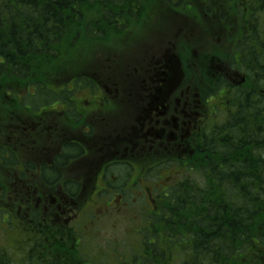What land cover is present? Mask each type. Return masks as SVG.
<instances>
[{
    "label": "flooded vegetation",
    "instance_id": "obj_1",
    "mask_svg": "<svg viewBox=\"0 0 264 264\" xmlns=\"http://www.w3.org/2000/svg\"><path fill=\"white\" fill-rule=\"evenodd\" d=\"M165 1L169 0H160ZM189 3L192 7L171 8L174 11L169 15L176 18L173 22L176 28H161L157 11L142 0L133 11L135 22L125 16L124 29L119 24L109 38L92 42L98 47L103 44L110 47L106 46L109 50L97 58L100 60L79 67L73 79L63 81L68 75L52 79L56 82L51 86L54 94L64 95L72 90H76V95L82 94L73 102L71 92V97L56 102V110H52L54 106H46L44 115L33 110L31 126H44L52 135L45 143L48 148L42 151L38 150L42 143L36 137L32 139L30 164L39 181L29 191L37 200L33 209L40 206L41 210L32 211L34 215L29 216V222H37L36 214L45 215L40 224L51 222V227L65 233L79 232L83 223L95 227L100 219L114 214L117 216L106 222H175L174 217L169 219L168 211L163 212L165 199L169 200L166 190L170 194L179 187L175 176L180 170H172L173 167L180 169L185 163L187 166L199 161L197 152L201 145L208 162L207 153L219 143L216 139L222 135L221 140L226 142L229 133L224 126L234 114L229 99L234 90L244 88L247 80L237 65L228 60L231 54H237L238 43L233 37L220 38L223 51L216 48L212 55L197 54L193 42L189 45L196 32L195 23L191 26L188 17L201 23L202 15L205 21L210 20L209 11L199 8L194 11L195 3ZM205 4L199 6L207 9ZM187 23L191 28L184 33V42L172 41V36L187 28L184 26ZM102 30L105 32L102 35L107 36ZM240 75H245V80ZM67 82H71L68 87ZM211 94L226 101L219 112L218 105L211 104ZM34 115L37 116L33 118ZM45 119L47 122L43 124ZM76 162H79L74 177L77 188L64 187L63 182L48 187L42 181L44 166L60 168L62 178L72 181L66 178L64 169ZM169 162L175 164L171 166ZM161 163L169 164L162 175L170 176H159L156 182L160 187L152 188L157 190L154 194L147 187L153 185L148 169ZM163 185L169 186L165 192L159 191ZM148 191L155 199L151 195L146 197ZM78 193L84 198L74 202L71 196ZM150 202L153 209L148 208ZM151 212L156 215L154 218ZM29 213L30 209L26 214ZM59 234L53 229L52 238Z\"/></svg>",
    "mask_w": 264,
    "mask_h": 264
},
{
    "label": "trees",
    "instance_id": "obj_2",
    "mask_svg": "<svg viewBox=\"0 0 264 264\" xmlns=\"http://www.w3.org/2000/svg\"><path fill=\"white\" fill-rule=\"evenodd\" d=\"M141 1L0 0V88L14 82L21 88L24 85L25 89L33 79L50 82L61 71L66 76L68 73L60 69L65 57V67L75 65L68 55L70 49L83 42L109 38L119 29V24L125 28L122 25L125 16L135 22L133 11ZM206 1L211 3L210 7L201 8L199 3L204 5ZM188 2L195 3L196 11L205 9L222 19L227 17L221 8L213 7L217 3L211 0ZM219 2L227 6L243 27L237 54H231L228 60L247 77L244 88L234 90L229 99L234 113L224 126L229 137L226 142L221 140L222 135L216 139L219 143L207 153L208 162L203 145L197 152L199 161L196 163L202 171H194L204 178L206 187L192 183L180 190L183 187L179 185L168 194L171 198L165 199V213L168 211L175 222H144L145 229L139 231L140 240L138 233L123 256L116 252L119 245L108 250L110 264H264V0ZM187 6L192 7V4ZM99 26L107 36L102 35L105 32ZM38 85V93L44 97L42 104L47 103L50 98L47 99L46 94L52 91L51 85L44 82ZM12 96L18 100V94ZM223 102L226 103L224 99ZM21 104H30V107L34 102L23 99ZM12 161L13 156L0 149V163L12 167ZM27 167L35 169L32 164ZM41 172L44 174L41 179L48 187L63 183L64 187H72L71 181L62 178L60 168L44 166ZM73 186L77 188L76 183ZM71 197L74 202L79 197L84 198L79 193ZM172 208L180 210V214H173ZM153 214L151 212L152 218L156 216ZM27 218L29 215L24 214L23 229L28 234L26 239L32 243L30 255L36 251L39 261L36 264H42L40 261L44 264H106L89 252L81 231H58L51 227V222L34 226ZM51 228L60 234L48 237ZM136 230L131 228L126 232L119 239L123 241L121 244ZM46 238L49 241L45 243ZM101 258H107V253ZM12 262L8 250L1 248L0 264Z\"/></svg>",
    "mask_w": 264,
    "mask_h": 264
},
{
    "label": "rangeland",
    "instance_id": "obj_3",
    "mask_svg": "<svg viewBox=\"0 0 264 264\" xmlns=\"http://www.w3.org/2000/svg\"><path fill=\"white\" fill-rule=\"evenodd\" d=\"M155 1V2H154ZM213 3H217L213 7H219L221 8V11L226 13V18H221L220 15L209 12L210 20L205 21L203 15H202V23L199 20L192 19L193 17H188L190 21H187L188 23L192 24L195 23V32L196 35L193 38V40L189 43V45L193 42L192 48L195 49L196 53H203V54H209L212 55L216 48L219 49V51H223V47H220L219 39L222 35H219L217 38L212 37L210 34V27H215V29L220 28L223 29H230L235 26H237V19L235 18V15L232 14L228 9L226 5H223L219 2V0H211ZM188 4V0H169L165 1L163 3L160 2V0H147V5L150 7L152 11H157V14L161 20L162 24H159V27L163 28H176L177 26L173 24V22L176 21V18L173 15H169V13L174 10L171 8L181 9L186 7ZM163 5V6H162ZM206 7H210L211 3L207 2ZM222 5V7L220 6ZM162 6V7H161ZM212 7V8H213ZM141 11V10H140ZM195 11V10H194ZM184 12V11H181ZM143 13V12H140ZM146 13V12H144ZM180 15V14H177ZM141 16V15H140ZM216 17V19L214 18ZM151 19V18H149ZM212 20V22H211ZM151 21L152 24V20ZM165 22L167 24H165ZM171 22V23H168ZM185 24L187 28L180 30L179 32H176L172 36V41H177L178 43L184 42V33H187L191 26L189 24ZM150 25V24H149ZM147 24V27L149 26ZM176 31V30H174ZM212 31V29H211ZM161 32H163L161 30ZM178 33L180 36L178 37ZM147 40L144 39V41ZM195 40V42H194ZM188 45V46H189ZM107 45H104L102 47H98L92 42H83L78 44L77 46L70 49L68 55L70 58H72L73 65L71 68L68 67L69 65L66 64V67L64 66L67 56L65 57V60L63 62V65L60 69L67 72L68 78L62 79L64 80H70L73 79L74 74L77 72L78 68L83 65H89V63L94 62L99 56L102 54L107 53L109 48H106ZM198 68V67H196ZM195 68V69H196ZM63 71L59 73V76L63 77ZM43 76V75H41ZM58 76V75H56ZM41 82H44L46 85L50 86L55 84L56 82H52V80L42 81V80H34L32 81L31 85H29L27 88L24 89L20 86H16L14 82L6 83L3 87L0 88V149L5 151H12L14 155H16L20 160V165H14L12 167H9L7 165L0 163V196L3 198H0V247L4 249V251L9 252V255L12 256L13 264H36L38 261L36 251L30 255V251H32V246L30 247L31 241L28 238L27 231L24 230L23 226V216L27 213L28 209H30V218L33 216V212H38L39 207H35L34 205L36 203V199L34 198V195L29 191V186L34 181H39L37 178V175H34L35 173L31 171H22L19 173L18 169L26 165V160L32 156V150H33V141L32 139L36 137L42 145L38 150L42 151L44 147L48 148V145L45 144L49 141L50 133L48 130L44 128V126L39 125H32V114L33 110L37 113V115H44L45 111L43 110L46 106H54L52 110H56V102L62 99V101H65V99L71 97V92L73 93V102L78 99L77 97H81L82 94L79 92L76 95V90L69 91L67 94L64 95H56L53 93V91L46 94V98L49 99L47 103L44 101L45 105L42 104L41 99L43 98L41 95L38 96V98L34 101V105L30 106V104H21V101L23 102V99H25L27 102H29L28 97H23L22 95H30L32 88L37 87V85ZM71 82H67L66 86H70ZM58 86V85H56ZM62 86V85H61ZM59 89V86H58ZM57 89V90H58ZM22 90L21 92H18ZM56 90V91H57ZM18 94V100H16V97H13L12 94ZM31 96V95H30ZM214 94H211V97L213 98V101L211 104L213 105V102L215 105H218L217 112H219V109L222 108L223 101L218 102V96ZM31 101V99H30ZM208 107V110H210L209 105H206ZM58 107V106H57ZM205 110V109H204ZM37 115H34L33 118ZM47 122V119H45V124ZM80 124V122H78ZM31 126V127H30ZM34 126L38 127L36 130H34ZM31 129V130H30ZM32 135V138H31ZM34 135V136H33ZM55 137V136H54ZM31 155V156H30ZM76 155V154H75ZM6 157V156H5ZM14 162V158L12 163ZM171 166H173L175 163L169 162ZM79 162L76 163H70L65 169L64 172L66 174V178H70L71 186H73L77 181L74 179L76 177V170L78 169ZM169 167L168 163H161L157 166L153 165V167H149L148 171L150 174V180L153 182V185H147L149 189L155 194L157 190H153V187H157L160 183H157V179L161 175L162 177H169L170 175L167 173L164 174ZM189 167L192 171H189ZM199 170L202 171V169H199V164L197 163H189L186 166H183L179 169V167L174 166L172 170H180L178 176H175V183L179 184L183 188L185 186H190L192 183L194 184H200L201 187H206L207 184L204 181V178L201 175H196L195 171L193 170ZM78 171V170H77ZM24 174V175H23ZM23 176V178H22ZM174 185L170 184L169 186ZM168 185H163L159 191L165 192V189L169 187ZM158 186L157 188H159ZM151 191H148L150 194H148L146 197L149 198L151 195L153 197V193ZM166 193L169 194L168 190H166ZM181 196L180 194H178ZM183 197V196H182ZM171 198V195H169V198ZM185 199V198H184ZM188 199V198H187ZM6 202V203H5ZM155 203V201H153ZM171 203V202H170ZM84 206V205H83ZM81 205V208L83 207ZM149 209H153V204L148 206ZM173 210V211H172ZM171 212L173 214H180V210H175L172 208ZM164 210L163 212H165ZM158 212V211H156ZM162 212V213H163ZM144 213V212H143ZM14 216V218H12ZM117 214L111 215V218H115ZM36 220L37 222L34 224V226H37L40 224V222L45 218L44 215H38L36 214ZM68 217V214L65 216ZM69 217H73L70 216ZM169 219H173L171 215H169ZM111 218L104 217L103 219H100L101 221L97 223L95 227L89 226L88 223L81 224V228L79 231L82 232V237L85 242H87V247H89V252L96 254L99 259L104 261L106 264L109 262V252L108 250L112 246L119 245L117 248V253L121 254L120 256H123L124 250H127L131 247V245L134 242V239L137 237V234L139 233L140 229L143 228L144 222L140 224V222H106L111 221ZM28 219V218H27ZM23 220V221H22ZM29 220V219H28ZM103 220V222H102ZM45 222V221H44ZM62 222V221H60ZM16 223V224H15ZM19 225V226H18ZM141 226V228H140ZM131 228H136L137 230L132 232L128 239L125 240L127 242L124 244L123 241H119L123 237V235L129 231ZM129 229V230H128ZM53 229H49V232H47V236L51 237ZM139 240H140V233H139ZM45 243L48 242V238H46ZM132 242V244L130 243ZM126 244V245H125ZM123 245H125V248H122ZM0 248V249H1ZM7 249V250H6ZM166 250V249H164ZM107 253V258H101ZM76 255V254H75ZM117 254H115L116 256ZM47 256V255H45ZM43 256L44 260H47ZM92 256V255H91ZM39 263V261H38ZM40 263L44 264V262L40 261ZM110 264V263H109Z\"/></svg>",
    "mask_w": 264,
    "mask_h": 264
}]
</instances>
